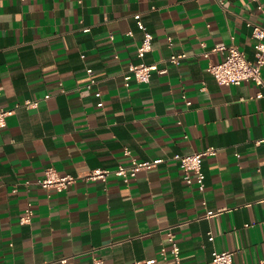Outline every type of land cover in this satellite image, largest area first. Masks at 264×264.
<instances>
[{"label":"crops","instance_id":"1","mask_svg":"<svg viewBox=\"0 0 264 264\" xmlns=\"http://www.w3.org/2000/svg\"><path fill=\"white\" fill-rule=\"evenodd\" d=\"M260 1L0 0V110L15 109L0 128V264H178L170 229L180 264H212L216 249L264 264V85L223 84L208 69L223 44L255 58ZM138 12L155 34L144 57ZM143 61L165 70L127 85ZM208 147L202 191L174 155ZM133 157L165 161L129 181H37L49 166L82 175Z\"/></svg>","mask_w":264,"mask_h":264},{"label":"built area","instance_id":"2","mask_svg":"<svg viewBox=\"0 0 264 264\" xmlns=\"http://www.w3.org/2000/svg\"><path fill=\"white\" fill-rule=\"evenodd\" d=\"M258 8L264 13V3L259 2ZM136 18L140 26L144 29L145 35L142 43L139 46V55L144 57L154 47L155 34L149 30L148 26L142 18V13L138 12ZM254 37L257 39L255 43V58L248 56L246 51L241 48L236 42L230 44H223L215 49H220L226 52V56L222 61L211 62L209 64V71H211L219 82L223 84H240L246 80L256 81L258 84L264 85V24H256L253 31ZM209 55V52H207ZM188 56L187 52L174 53L171 56V61L180 64L185 57ZM165 68H161L157 62H140L132 63L129 70L125 74L127 85L131 84L133 79L140 81H149L155 71H164ZM90 81L87 84L88 87H93L97 83L96 71L93 68L89 69ZM98 96L102 95L101 91L97 92ZM260 95L264 96V92H260ZM190 103V101H189ZM25 104L27 106H36L39 104L38 100L28 99ZM100 106L104 105V101L101 100L98 103ZM15 112L14 108H3L0 110V128L8 124V116ZM127 154L131 153V150L127 148ZM217 148L208 147L204 150L194 152H177L174 158L180 161V164L185 172V178L189 184H194L197 180L200 190L206 189V172L203 168V157L205 155L216 154ZM164 157H156L152 159H139L133 157L130 164L121 163L116 168L110 167H98L90 170L86 174L77 175L73 173H62L55 166H49L46 169V173L43 177L37 181L39 184L46 188L56 187L58 190H64L75 183L79 178L85 179H103L107 180L113 173L122 176L126 181H129L132 176L137 175L143 169L153 168L160 163L164 162ZM214 213L213 210H209L208 214ZM34 208L30 203L25 213L21 217L22 222H30L33 218ZM169 239L172 242V251L175 254V258L178 264L181 263V246L176 238V234L173 230H169ZM211 238H214V232L209 231ZM235 253L233 249H216L213 252L212 264H235ZM156 259H149L147 262L152 263ZM63 264H72L70 257H63L61 259ZM99 260L91 264H97ZM137 264V263H135ZM255 264V263H247Z\"/></svg>","mask_w":264,"mask_h":264}]
</instances>
